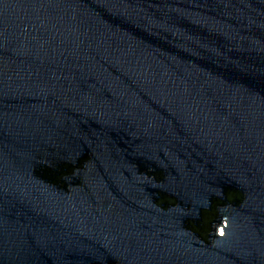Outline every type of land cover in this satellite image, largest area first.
<instances>
[{"label": "water", "instance_id": "95a60500", "mask_svg": "<svg viewBox=\"0 0 264 264\" xmlns=\"http://www.w3.org/2000/svg\"><path fill=\"white\" fill-rule=\"evenodd\" d=\"M0 264H264V0H0Z\"/></svg>", "mask_w": 264, "mask_h": 264}]
</instances>
